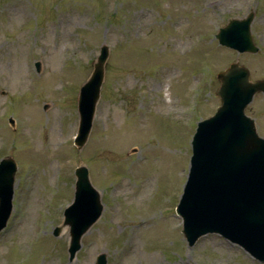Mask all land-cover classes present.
Returning a JSON list of instances; mask_svg holds the SVG:
<instances>
[{"label":"rangeland","instance_id":"obj_1","mask_svg":"<svg viewBox=\"0 0 264 264\" xmlns=\"http://www.w3.org/2000/svg\"><path fill=\"white\" fill-rule=\"evenodd\" d=\"M250 11L257 52L220 46L216 31ZM103 44L78 149V93ZM236 62L264 79V0H0V160L17 165L0 264H94L101 253L107 264H264L215 234L188 246L175 213L196 123L220 105L216 75ZM245 113L264 137V93ZM79 166L103 210L69 261L63 210Z\"/></svg>","mask_w":264,"mask_h":264},{"label":"water","instance_id":"obj_2","mask_svg":"<svg viewBox=\"0 0 264 264\" xmlns=\"http://www.w3.org/2000/svg\"><path fill=\"white\" fill-rule=\"evenodd\" d=\"M253 13L230 19L216 35L219 43L237 52L254 53L250 35ZM108 49L104 45L93 71L78 96L79 129L75 144L80 149L91 129L95 106L104 78ZM38 67V64H37ZM221 105L200 122L193 136L190 170L177 213L189 245L206 233H217L264 260V139L257 136L251 119L244 115L253 95L264 92V80L250 82L248 71L236 63L217 75ZM16 166L11 158L0 162V230L10 215ZM73 202L64 210L63 226H69V260L80 248V238L101 215L99 193L90 184L85 167L75 171ZM56 228L54 235H58ZM95 264H106L105 255Z\"/></svg>","mask_w":264,"mask_h":264}]
</instances>
